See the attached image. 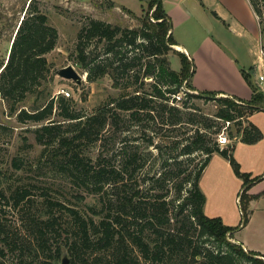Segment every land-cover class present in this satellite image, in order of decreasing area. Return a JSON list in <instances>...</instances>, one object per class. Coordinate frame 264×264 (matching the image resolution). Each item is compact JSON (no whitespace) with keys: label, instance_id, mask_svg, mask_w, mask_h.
<instances>
[{"label":"rangeland","instance_id":"obj_1","mask_svg":"<svg viewBox=\"0 0 264 264\" xmlns=\"http://www.w3.org/2000/svg\"><path fill=\"white\" fill-rule=\"evenodd\" d=\"M161 1L170 17L174 39L187 48L197 67L195 77L190 80L191 85L194 82L204 91L222 92L218 97L231 96L227 94L231 93L248 102L252 89L243 76V73H247L254 90L264 95V82L259 81V77L264 76V0H253L260 10L259 17L254 14L249 0ZM28 3L29 0H0V65L6 62ZM149 3L150 0H38L41 11L47 15L49 24L57 29L59 38L55 49L46 56L50 68L49 80L37 92L17 103L15 113L0 97V249L3 250L0 263L52 264L56 248L61 247L58 264H63V258L67 259L65 264H74L67 247L72 237L71 218L66 209H60L61 205L76 209L88 217L91 215L89 207L98 202V197L88 195L60 163L65 148L60 147L59 137H71L74 129L68 124L57 126V133L46 135L45 144H42L35 134L40 124L21 123L17 114L22 109L31 112L53 100L54 114L69 110L85 116L127 93L124 88H114L108 75L93 82L87 79V73L76 63L77 36L90 18L122 28L139 27L148 15ZM169 60L171 68L179 71V57L171 54ZM67 66H72L83 77L80 84L58 75V71ZM150 81L149 78L145 79L146 91H150L147 84ZM180 91L176 96L178 103L175 104L191 113L183 115L184 122L181 124H162L159 113L155 119L142 117L135 120L125 116L116 127L107 126L98 141L84 139L77 142L82 156L96 162L101 155L104 165L117 170L124 167L126 152L135 150L140 155L142 172L132 179L125 180V176L117 183L105 185L102 204L106 211L117 209L124 192L130 194L137 185L144 189L147 202L151 203L156 196L163 195L165 198L161 201L166 199L169 208L173 209L175 205L170 201L175 195L174 185L181 182L185 175H193L205 160L206 154L201 151L179 156L177 160L182 161L180 168L183 174L177 177V166L172 158L180 153L182 144H186L201 128L200 122L204 120L200 114L215 120L217 111L213 99L186 96L187 93H199L188 89L186 83H183ZM62 98L63 102L60 101ZM183 103L189 108L184 109ZM53 119L60 120L56 116ZM189 119L198 122L193 124L188 122ZM206 123L213 125L210 121ZM218 123L222 131L226 124L222 121H214V128L205 130L210 141ZM249 124L259 129L261 140L254 144L244 143L236 133L238 125L231 123L225 130L231 141L227 148L242 173L250 174L252 179L262 178L264 110L258 109L246 116L241 127H249ZM125 125L130 126L129 132H122ZM164 172L167 179L152 188L153 179L163 176ZM244 183V179L235 174L229 159L221 153H214L198 180V188L205 197L204 214L210 218H220L229 227L241 223L243 217L238 196L247 187ZM23 191H27L28 195L17 202V192ZM81 196L84 198H79ZM50 212L57 218V223L53 229L47 228L43 232L44 252L39 247L36 253L27 249L21 251L19 247L13 250L12 245L6 244L5 239L12 243L21 237L26 247H36L34 226L43 225L41 220ZM184 213H189V209ZM178 220H182V217ZM197 233V230L194 231L196 237ZM144 235L150 240L155 237L151 230H146ZM232 241L238 243L235 237ZM201 242L196 238L197 244ZM133 254H138L135 249ZM241 264L250 263L242 260Z\"/></svg>","mask_w":264,"mask_h":264},{"label":"trees","instance_id":"obj_2","mask_svg":"<svg viewBox=\"0 0 264 264\" xmlns=\"http://www.w3.org/2000/svg\"><path fill=\"white\" fill-rule=\"evenodd\" d=\"M249 2L259 17L260 10L256 4L253 0ZM58 38L57 29L49 24L38 0H29L11 42L6 62L0 65V97L11 112H17L15 105L25 100L29 94L37 92L49 80L50 68L46 56L55 49ZM177 44L170 17L161 0H150L148 15L142 20L141 26L136 28H122L90 18L77 36L76 63L87 73L89 81L108 75L114 88H124L127 93L85 116L69 110L54 114L53 100L31 112L22 109L17 114L21 123L40 124L35 129V134L37 141L42 144H45L46 135L57 133V126L68 124L74 129L71 137H59L60 147L65 148L60 163L88 195L98 197L97 204L89 207L91 215L88 217H84L76 209L61 205L60 209H66L71 218L72 237L67 247L74 264H241L242 260L250 264H264V255L245 251L241 243L232 241L234 232L242 222L244 221L243 226L248 223L250 201L264 195V192L256 196L249 194L250 188L264 177L252 179L250 174L242 173L229 149L219 147L216 139L212 138H217L221 132L219 123L211 133V141L205 132L206 129L214 128V121L230 122L238 125L236 133L244 143L254 144L261 140L262 134L254 125L241 127L246 116L257 111V107L264 108V95L254 90L247 73H243V76L252 89L248 102L234 96L218 97L222 92L215 91L186 94L204 100L213 99L217 111L215 120L200 114L204 120L200 122L201 128L196 130L186 144H182L180 153L172 158L177 166V177H180L183 170L180 168L182 161L177 160L179 156L191 155L197 151L206 154L205 160L193 175H185L181 182L174 185L175 195L170 201L175 205L173 209L169 208L166 199L161 201L165 198L163 195L156 196L151 203L147 202L144 189L137 185L130 194L124 192L117 209L111 211L110 208L106 211L102 204L105 185L117 183L125 176V180L132 179L142 172L140 155L135 150L126 152V163L122 169L117 170L104 165L101 155L94 162L91 158L82 156L78 148V141H98L107 126L116 127L123 122L125 116L135 120L142 117L155 119L159 113L162 124L175 126L184 122L183 115L191 113L175 104L178 103L176 96L180 94L183 83H186L188 89L197 91L190 83L196 66L192 59L189 60L184 53L174 49ZM171 54L179 57V71H174L170 66ZM146 78L151 79L147 83L150 91L145 89ZM63 99L60 101L63 102ZM182 107L189 108L185 103ZM53 116L60 120L53 119ZM188 122L195 124L198 121L189 119ZM129 128L130 126L125 125L122 132H129ZM217 152L229 159L235 174L243 178L244 185H247L238 196L243 221L237 228L224 225L218 217L209 218L204 214L205 197L198 188V180L211 156ZM14 164L20 168L19 164ZM162 174L163 176L153 179L152 188L167 179L166 172ZM27 195V191L17 192V202L24 200ZM187 209L189 213L185 214ZM46 216L41 220L43 225L34 226L36 247H26L25 242L21 241L24 238L21 237L11 241L12 243L5 239L6 244L12 245L13 250L19 247L21 251L27 249L36 253L39 247L44 252L43 232L47 228L53 229L57 223V218L51 212ZM179 217L182 220H178ZM146 230L152 231L155 236L153 240L145 237ZM196 230L197 237L194 234ZM196 238L202 240L201 244L196 243ZM134 249L137 256L133 254ZM55 252L52 264L59 263L62 248L57 247ZM0 254L3 255L2 249Z\"/></svg>","mask_w":264,"mask_h":264},{"label":"crops","instance_id":"obj_3","mask_svg":"<svg viewBox=\"0 0 264 264\" xmlns=\"http://www.w3.org/2000/svg\"><path fill=\"white\" fill-rule=\"evenodd\" d=\"M217 17L220 18V16H217ZM177 43L178 44L176 46H179L181 48L180 52H183L184 54H186V56H188V58L193 60L187 48L183 46L182 44H180L179 42ZM196 73H197V67H196V72L194 74V77ZM192 83H193L194 88L197 91H204L203 89H200L197 86H195L194 82ZM227 94L234 96L231 93H227ZM238 98L241 100H244L240 97ZM262 192H264V179L254 184L249 190V194L255 195V196L259 195ZM248 208H249L248 209L249 210L248 223L245 226L238 228L234 232V237L238 243L242 244V247L244 248L245 251L257 252V253L264 255V195H260L252 199L249 203ZM238 225H240V223L237 222L236 224L230 225V227L237 228L239 227Z\"/></svg>","mask_w":264,"mask_h":264},{"label":"water","instance_id":"obj_4","mask_svg":"<svg viewBox=\"0 0 264 264\" xmlns=\"http://www.w3.org/2000/svg\"><path fill=\"white\" fill-rule=\"evenodd\" d=\"M58 75L64 79L75 81L77 84H80L83 80V77L72 66H67L65 68L60 69L58 71ZM257 109L264 110V108L261 107H257ZM243 225L244 221L242 222L240 228L243 227ZM62 263H67V259L63 258Z\"/></svg>","mask_w":264,"mask_h":264},{"label":"built area","instance_id":"obj_5","mask_svg":"<svg viewBox=\"0 0 264 264\" xmlns=\"http://www.w3.org/2000/svg\"><path fill=\"white\" fill-rule=\"evenodd\" d=\"M259 81L260 83H263L264 82V76H260L259 77ZM64 93V92H63ZM65 95L69 96L68 93H65ZM231 125L230 122H226L225 126L223 127V130L220 132V134L217 136L216 138V141H217V144L219 145V147L221 149L223 148H227L231 141L230 139L228 138V136L226 135L225 133V130Z\"/></svg>","mask_w":264,"mask_h":264},{"label":"bare ground","instance_id":"obj_6","mask_svg":"<svg viewBox=\"0 0 264 264\" xmlns=\"http://www.w3.org/2000/svg\"><path fill=\"white\" fill-rule=\"evenodd\" d=\"M174 47H175V49L181 51V48L179 46H174Z\"/></svg>","mask_w":264,"mask_h":264}]
</instances>
